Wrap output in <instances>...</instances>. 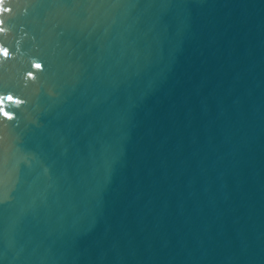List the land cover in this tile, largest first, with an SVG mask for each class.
I'll use <instances>...</instances> for the list:
<instances>
[{
    "label": "water",
    "instance_id": "95a60500",
    "mask_svg": "<svg viewBox=\"0 0 264 264\" xmlns=\"http://www.w3.org/2000/svg\"><path fill=\"white\" fill-rule=\"evenodd\" d=\"M4 7L0 264H264V0Z\"/></svg>",
    "mask_w": 264,
    "mask_h": 264
},
{
    "label": "clouds",
    "instance_id": "9594fccd",
    "mask_svg": "<svg viewBox=\"0 0 264 264\" xmlns=\"http://www.w3.org/2000/svg\"><path fill=\"white\" fill-rule=\"evenodd\" d=\"M4 4H5V0H0V16L4 15V13H6V12H11V8H5ZM2 25H3V21L0 20V32L4 31V28ZM0 51L8 53L7 50L3 49L2 47H0ZM3 56L5 58H7L8 54L3 55ZM36 67H40V65L37 64ZM30 75H31V73H28L27 76H30ZM5 100L10 102V103H14L16 106H20L21 104H24L25 102L23 100H20V99H15V101H13L12 95L0 96V116H3L4 118H6L9 121H12L15 119V116L12 113H10L9 111L5 110V107H4Z\"/></svg>",
    "mask_w": 264,
    "mask_h": 264
},
{
    "label": "snow or ice",
    "instance_id": "6c2138e0",
    "mask_svg": "<svg viewBox=\"0 0 264 264\" xmlns=\"http://www.w3.org/2000/svg\"><path fill=\"white\" fill-rule=\"evenodd\" d=\"M0 53H2L3 55H7L8 53H6V52H2V51H0Z\"/></svg>",
    "mask_w": 264,
    "mask_h": 264
}]
</instances>
